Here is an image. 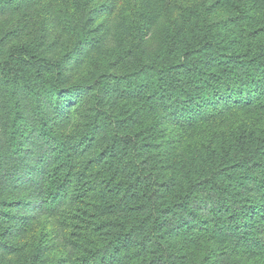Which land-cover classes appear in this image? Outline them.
Segmentation results:
<instances>
[{
  "label": "rangeland",
  "instance_id": "obj_1",
  "mask_svg": "<svg viewBox=\"0 0 264 264\" xmlns=\"http://www.w3.org/2000/svg\"><path fill=\"white\" fill-rule=\"evenodd\" d=\"M0 264H264V0H0Z\"/></svg>",
  "mask_w": 264,
  "mask_h": 264
},
{
  "label": "trees",
  "instance_id": "obj_2",
  "mask_svg": "<svg viewBox=\"0 0 264 264\" xmlns=\"http://www.w3.org/2000/svg\"><path fill=\"white\" fill-rule=\"evenodd\" d=\"M23 56H24V54H22ZM21 63H23V61H21ZM203 201L201 200V203H202ZM236 216H237V214H236Z\"/></svg>",
  "mask_w": 264,
  "mask_h": 264
}]
</instances>
